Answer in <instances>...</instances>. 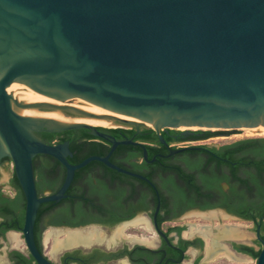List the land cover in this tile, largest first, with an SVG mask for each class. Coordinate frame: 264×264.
Here are the masks:
<instances>
[{"label":"water","instance_id":"1","mask_svg":"<svg viewBox=\"0 0 264 264\" xmlns=\"http://www.w3.org/2000/svg\"><path fill=\"white\" fill-rule=\"evenodd\" d=\"M15 105L118 117L155 129L163 142L164 128L189 135L264 126V0H0V160L15 164L25 238L47 264L35 244L39 208L67 196L77 169L100 161L149 179L110 160L119 145L138 141ZM79 128L109 140L108 153L74 164L69 141L40 135ZM38 154L66 167L55 193L37 191ZM256 264H264V241Z\"/></svg>","mask_w":264,"mask_h":264},{"label":"flooded vegetation","instance_id":"2","mask_svg":"<svg viewBox=\"0 0 264 264\" xmlns=\"http://www.w3.org/2000/svg\"><path fill=\"white\" fill-rule=\"evenodd\" d=\"M129 128L135 132L128 138L140 144L119 145L110 160L149 181L100 161L77 169L67 196L38 212L35 244L44 262L256 264L264 241V145L184 142L213 141L230 133L225 130L182 135L164 128L163 142L153 128ZM142 135L146 139L138 137ZM41 155L47 154L35 157L34 172L42 196L58 191L66 167L55 157L42 160ZM4 167L10 169L2 177ZM23 212L26 197L15 164L3 156L0 264H42L25 238ZM76 215L81 222L72 220ZM225 216L246 224L223 223ZM75 230L94 233L87 240L65 242L67 233ZM60 241L63 245L54 247Z\"/></svg>","mask_w":264,"mask_h":264},{"label":"trees","instance_id":"3","mask_svg":"<svg viewBox=\"0 0 264 264\" xmlns=\"http://www.w3.org/2000/svg\"><path fill=\"white\" fill-rule=\"evenodd\" d=\"M98 128L102 131L108 132L115 136L117 139H123L128 138L131 134H133L135 131L134 129L130 128H123V127H116V128H107L98 126ZM152 130L151 128H149ZM178 131V130H177ZM203 131V130H199ZM41 136L44 141L48 143H52L54 141L56 142H70V149L73 152V156L69 157V161L71 163H77L84 158L90 156V155H105L109 151L111 147V143L109 140L101 137H97L89 133L88 129L85 128H79V129H70V130H64L60 132H42ZM140 139H146L147 136H138ZM182 141L183 139H179ZM246 144H263L264 145V137L262 138H247L243 140L236 141L234 143H231V145H246ZM229 157L232 158V160H237L232 152L227 153ZM42 160H51L53 159V156L51 155H41ZM35 160V159H34ZM97 162V161H94ZM53 202H45L42 203L39 208V213H41L48 205H52ZM68 210V209H66ZM64 210V211H66ZM24 217L25 213L23 212L21 223H24ZM74 222H81L80 216H75L72 218Z\"/></svg>","mask_w":264,"mask_h":264},{"label":"bare ground","instance_id":"4","mask_svg":"<svg viewBox=\"0 0 264 264\" xmlns=\"http://www.w3.org/2000/svg\"><path fill=\"white\" fill-rule=\"evenodd\" d=\"M25 101V103H37L38 101L36 100H23ZM22 108V107H21ZM20 110V109H19ZM62 111V110H61ZM61 111H41L39 110L38 108L35 109V108H24V109H21L20 112L24 115H27V116H31V115H35V116H40V117H47V118H53V119H59V120H64V121H69V122H83V123H88V124H94V125H109V124H112L114 123V121L112 122V120H108L106 117H111L112 119L113 118H118V117H112V116H105V115H97V116H77V115H74V116H67L65 115L63 112ZM122 119V118H121ZM112 126V125H111ZM264 129V126H259V127H247L245 129H251V130H256V129ZM215 214V213H213ZM223 214V213H222ZM224 216V215H223ZM222 217V216H221ZM196 226V225H195ZM234 226V225H233ZM201 227V226H200ZM237 229V228H236ZM236 229H232L230 232L231 234H233ZM85 230V229H84ZM90 230H93V229H90ZM97 230V229H96ZM219 230V229H218ZM221 231L223 229H220ZM87 231V229H86ZM89 231V230H88ZM210 231V230H209ZM224 231V230H223ZM51 232V231H50ZM85 232V231H84ZM82 231H79V230H75V231H72L69 233H67V236L66 238L64 239L65 242H77L79 240H87V239H90L91 235L94 233V231L92 232L91 231V234H90V231L88 233H84ZM212 232V231H211ZM120 233V232H119ZM50 234H53L52 232ZM99 234V233H98ZM215 234V233H214ZM227 232L224 231V235H226L227 237ZM57 235V234H56ZM208 235V234H207ZM20 236V235H19ZM96 236V235H95ZM215 236V235H214ZM56 237V236H54ZM11 238L12 239H16L17 238V235L16 234H12L11 235ZM94 238V237H93ZM230 238V237H229ZM47 239V238H46ZM56 239V238H55ZM21 243V242H20ZM60 243V244H59ZM55 244L54 247L58 248L60 247L61 245H63L61 243V241ZM81 243V242H80ZM83 243V242H82ZM55 248V249H56ZM54 249V250H55ZM58 250V249H56ZM219 250V249H218ZM221 250V249H220ZM214 251V250H213ZM218 252V251H217ZM55 253V252H54ZM210 256V255H209Z\"/></svg>","mask_w":264,"mask_h":264},{"label":"rangeland","instance_id":"5","mask_svg":"<svg viewBox=\"0 0 264 264\" xmlns=\"http://www.w3.org/2000/svg\"><path fill=\"white\" fill-rule=\"evenodd\" d=\"M19 101L25 103V101H23V100H19ZM21 107L22 106L15 105V108L16 109H20V110L24 109V108H28V107H22V108ZM29 108H35V109L38 108L41 111H61L60 109L45 110V109H41L39 107H29ZM61 112H63V111H61ZM65 115L74 116L73 114H65ZM77 116H82V115L77 114ZM107 119L108 120H112V122L114 121V123L106 125V126L105 125H96V126H102V127H107V128H116V127L129 128V127H132L129 124H124L122 122H117L114 119H109V118H107ZM222 130H225L226 132H230V133H227L223 137H219V138H216L213 141H208V142L194 141V140H186L184 142L186 144H192V145H196V144H217V145H220V144H230L232 142H236V141L247 139V138H262V137H264V129H261V128L260 129H256V130L245 129V128H241V129H222ZM219 131H221V130H219ZM231 133H233V134H231ZM9 169H10L9 167H7V168L4 167L2 169V172H3L2 177H4L7 172H9ZM222 222L223 223H230L231 222V223L246 224V222L235 221V220H232V218H229L227 216H225L223 218ZM215 223H219V221L215 220ZM251 264H253V263H251Z\"/></svg>","mask_w":264,"mask_h":264}]
</instances>
